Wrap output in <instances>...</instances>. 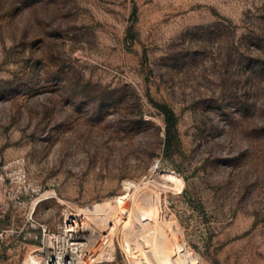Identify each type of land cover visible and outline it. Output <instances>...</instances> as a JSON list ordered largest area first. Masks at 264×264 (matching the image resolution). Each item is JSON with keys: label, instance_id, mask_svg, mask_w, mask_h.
<instances>
[{"label": "rangeland", "instance_id": "obj_1", "mask_svg": "<svg viewBox=\"0 0 264 264\" xmlns=\"http://www.w3.org/2000/svg\"><path fill=\"white\" fill-rule=\"evenodd\" d=\"M124 182L161 233L101 264H264V0H0V264Z\"/></svg>", "mask_w": 264, "mask_h": 264}, {"label": "bare ground", "instance_id": "obj_2", "mask_svg": "<svg viewBox=\"0 0 264 264\" xmlns=\"http://www.w3.org/2000/svg\"><path fill=\"white\" fill-rule=\"evenodd\" d=\"M132 184L134 183L124 182L123 185L131 192L113 198L110 201L113 204L111 209L106 207L107 202H103L76 208L75 213L67 214L60 236L66 242L68 251L64 253L63 249H59L56 257L49 260V264L112 262L115 243L126 258H129L127 252L132 251L133 258L141 262L139 252L150 243L146 230H159V227L156 223L152 224L148 213L152 204L151 194L133 188ZM47 195L45 193L43 197ZM158 232L161 233L160 230ZM174 249L176 256L171 263L167 258L165 262L157 264L195 263L196 258L185 247L176 245ZM24 264H41V260L28 256Z\"/></svg>", "mask_w": 264, "mask_h": 264}, {"label": "built area", "instance_id": "obj_3", "mask_svg": "<svg viewBox=\"0 0 264 264\" xmlns=\"http://www.w3.org/2000/svg\"><path fill=\"white\" fill-rule=\"evenodd\" d=\"M64 225V224H63ZM62 229V228H61ZM61 229H59V234L61 233ZM60 242V246H59V249H63V252L64 253H67L68 251V248H67V244L66 242L62 240V238H60L59 240ZM59 249H56V248H52V253L51 254H48L42 261H41V264H49V260L50 259H54L56 257V253L59 251ZM102 263H111V262H102ZM101 264V263H99Z\"/></svg>", "mask_w": 264, "mask_h": 264}, {"label": "trees", "instance_id": "obj_4", "mask_svg": "<svg viewBox=\"0 0 264 264\" xmlns=\"http://www.w3.org/2000/svg\"><path fill=\"white\" fill-rule=\"evenodd\" d=\"M163 124H164V129L165 132L168 133L170 128L173 126V116L171 112H164L163 113Z\"/></svg>", "mask_w": 264, "mask_h": 264}]
</instances>
